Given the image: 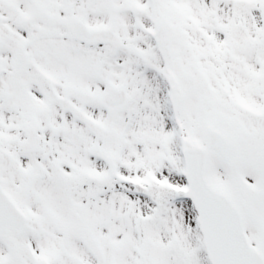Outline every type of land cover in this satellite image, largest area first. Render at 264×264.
<instances>
[{
	"label": "rangeland",
	"instance_id": "1",
	"mask_svg": "<svg viewBox=\"0 0 264 264\" xmlns=\"http://www.w3.org/2000/svg\"><path fill=\"white\" fill-rule=\"evenodd\" d=\"M49 3L54 30L60 19L75 15L91 24L110 23L122 42H76L65 24V105L53 95L37 99L34 109L53 124L65 123L66 142L62 147L49 136L53 146L46 150L61 161L39 162L36 194L13 186L14 170L27 181L32 171L28 160L21 162L27 152L15 151L19 134L0 141L1 156L15 154L8 172L0 158V181L29 207L31 197L36 201L28 230L17 238L25 255L33 264H211L192 203L178 194L173 201L165 192H172L171 181L186 184L182 145L205 143L213 124L238 141L241 155L233 166L211 156L209 182L237 203L262 188L258 203L263 202L264 0ZM47 67L64 78L63 63L50 59ZM109 81L124 83L129 94L126 106L114 112L98 100ZM170 83L184 96L183 113L175 117ZM54 89L62 91L56 84ZM6 101H0L1 138L7 117L16 116V101ZM97 143L102 149L92 154ZM158 181L166 183L157 186ZM247 206L250 239L264 248V212L254 213V201ZM253 220L261 226L260 238ZM8 243L0 240V251ZM94 243L106 255L102 262L90 250Z\"/></svg>",
	"mask_w": 264,
	"mask_h": 264
},
{
	"label": "flooded vegetation",
	"instance_id": "2",
	"mask_svg": "<svg viewBox=\"0 0 264 264\" xmlns=\"http://www.w3.org/2000/svg\"><path fill=\"white\" fill-rule=\"evenodd\" d=\"M18 1L19 3L16 0L11 6L14 0H0V86L9 88L13 84L16 85L17 90L13 92L14 98H16V109H22L25 115L22 117V122L21 118H19L14 125H19L26 133L30 130L26 140L30 141L31 146L27 147L21 144L22 140H19L18 148H21V150L22 148L26 149L28 154L27 157L22 156L21 162L23 165H26V160L30 163V169L32 170L29 173L30 180L34 181V189L31 188L33 194L38 182L39 162L47 164L60 159L58 155L52 156L51 151L46 150V147L53 146L47 140L46 136L48 133L45 131L47 127H50V123L45 126V124L41 123L42 120L38 121L39 118L35 112L34 105L35 107L37 106V99L39 100L42 97L52 99L53 95L56 98H62V103L65 105L63 96V93H65V18L59 21L61 27L57 26L56 30H54L52 27L54 7L52 3H49V0H26L29 3L24 6L23 10H18L23 0ZM57 9H59L60 13L65 12V7L60 8V5H57ZM21 14L23 16H20ZM22 41L25 43L28 56L31 59L30 70L27 71L26 69L20 74H13L12 67L17 44ZM50 59L64 64L63 79H52L48 76L49 72H53L47 67V61ZM23 80H27L31 84L30 90H22ZM54 84L61 86L62 91L55 90ZM8 92H0L2 100L9 97L7 95ZM61 127L64 130L63 135H65V123ZM57 142L60 146L65 147V138H58ZM19 172L21 171L19 170ZM19 172H17L19 175H23ZM21 184H26L24 177L18 179L17 186ZM261 195L262 190L258 192V195L254 193L249 196L246 193L244 194L240 200V208L244 218L248 201L251 202L252 199L255 203L254 213L259 211L263 215L264 200L261 204L258 203V198ZM30 200L32 201L33 197ZM18 205L20 206L19 203ZM27 221L29 223L32 222L29 215H27ZM253 223L258 228L257 235L260 238L261 226L256 221ZM22 235L24 233L18 234L16 231H11L4 239L12 241L13 238L17 239L22 237ZM4 239L2 240L5 241ZM0 254H6V252L2 250Z\"/></svg>",
	"mask_w": 264,
	"mask_h": 264
},
{
	"label": "water",
	"instance_id": "3",
	"mask_svg": "<svg viewBox=\"0 0 264 264\" xmlns=\"http://www.w3.org/2000/svg\"><path fill=\"white\" fill-rule=\"evenodd\" d=\"M75 25L76 22L73 21L72 26L77 30ZM125 101L126 92L121 85H110L103 98V102L106 105L109 103L107 106L111 109L122 106ZM173 102L175 109L181 108V100L176 93L173 95ZM209 137L210 141L206 146L200 144L184 149L185 172L189 181L186 195L194 201L199 212L208 254L213 264H264V256L247 240L237 206L226 194L214 189L205 176L210 152L233 162L238 155L237 146L212 127ZM94 252L100 255L97 249ZM6 264L27 263L20 254H11Z\"/></svg>",
	"mask_w": 264,
	"mask_h": 264
}]
</instances>
